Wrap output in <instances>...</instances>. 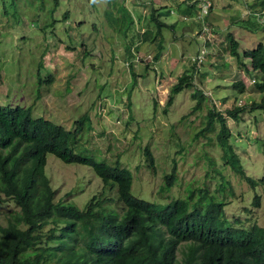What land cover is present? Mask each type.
Masks as SVG:
<instances>
[{"label":"rangeland","instance_id":"374dc122","mask_svg":"<svg viewBox=\"0 0 264 264\" xmlns=\"http://www.w3.org/2000/svg\"><path fill=\"white\" fill-rule=\"evenodd\" d=\"M216 1L219 10L238 11L232 0ZM4 2L7 14L0 0V103L30 104L34 115L72 130L80 115L88 113L89 123L83 126L74 150L128 167L133 173V194L164 202L187 197L191 192L194 200L207 191L225 202L224 215L231 224L247 226L256 222L264 226V182L254 189L222 163L215 134L218 125L205 135L195 136L204 126L212 103L224 114L245 172L264 179V109H251L252 102L262 98L254 86L257 72L248 71L251 65L247 58L240 67L230 53L225 34L216 29L220 18L211 13L212 0L208 31L194 28L185 20L180 22L173 2L158 1L160 18L177 24L175 29L164 27V36L153 40L151 33L143 38L144 31L153 32L156 26L146 20L150 9L146 0H59L57 6L54 0ZM122 5L135 20L125 36L120 35L121 20L115 25L106 15L110 10L119 17ZM65 12L67 16L63 17ZM258 26L250 25V31H233L240 53L259 41L264 43V24ZM159 42L160 57L154 61ZM128 49L135 79L124 58ZM204 54L198 74L205 71L207 77L203 75L199 81L197 75L196 80L208 94L205 101L191 112L196 102L191 94H198L191 86L177 92L168 104L170 87L177 76L190 72L191 60ZM215 54L232 64L218 67L219 62L216 64L211 57ZM237 78L243 80L244 91L232 86ZM243 102L245 109L236 120L227 108ZM146 147L154 155V169L146 163ZM174 164L176 180L162 189L165 175ZM45 169L56 198L67 194L79 207H84L94 194L104 197L115 192L113 188L100 193L103 182L87 164L67 163L47 153ZM255 193L259 194L258 205L253 204ZM13 208L10 201H0L1 223L5 221L4 212Z\"/></svg>","mask_w":264,"mask_h":264},{"label":"trees","instance_id":"16d2710c","mask_svg":"<svg viewBox=\"0 0 264 264\" xmlns=\"http://www.w3.org/2000/svg\"><path fill=\"white\" fill-rule=\"evenodd\" d=\"M147 1L150 9L146 20L156 26L153 32L144 31L143 38L151 34L152 40L163 37L164 27L175 29L172 22L160 18L156 8L159 0ZM189 1L191 7L196 6V0ZM54 3L57 6L59 0ZM263 8L264 0H253L247 3L248 13L245 14L254 17L256 24H264ZM119 10V17L110 10L106 15L112 24H121L120 35L125 36L135 20L126 6L122 5ZM3 12L7 14L5 6ZM177 12L176 8L175 14ZM193 14L191 19L199 25ZM66 16L67 12L63 17ZM117 20L121 21L117 23ZM228 42L238 65H245L247 58L251 65L247 70L257 72L254 86L262 93V98L260 102H252L251 109H264V43L259 41L240 53L239 41L232 34ZM157 46L154 61L160 57L161 42ZM127 52L124 58L135 79L133 63L128 60L131 50ZM205 54L203 58L191 60L190 72L177 76L170 87L168 104L177 92L191 86L198 92L191 94L196 100L191 112L205 101L208 94L196 80L197 75L199 81L201 76L207 77L205 71L198 74ZM228 64L224 60L217 66ZM37 78L38 82L42 80L39 68ZM232 86L244 91L242 79L232 80ZM245 106V102L234 104L227 112L238 120ZM205 120L195 136L205 135L218 125L215 134L222 163L229 165L254 189L258 183H263V178L245 172L230 140L231 130L224 114L212 103ZM76 122L72 130L44 116L34 115L30 104L0 103V195H4L0 201L8 200L14 205L4 212L5 221L0 222V264H264V226L256 222L247 226L231 224L224 215L225 202L207 191L194 200L191 192L187 197H174L164 202L133 194V173L128 167L118 161L111 163L74 150L83 126L89 123L88 113L80 115ZM47 153L67 163L87 164L103 182L100 193L113 188L115 192L104 197L94 194L84 207L68 199L67 194L56 198V189L45 169ZM144 155L148 167L154 169V155L148 147ZM176 177L174 164L161 188H169ZM253 204H259L258 193L254 195Z\"/></svg>","mask_w":264,"mask_h":264},{"label":"crops","instance_id":"0c3cea01","mask_svg":"<svg viewBox=\"0 0 264 264\" xmlns=\"http://www.w3.org/2000/svg\"><path fill=\"white\" fill-rule=\"evenodd\" d=\"M159 1H161V0H159ZM170 1L176 5L175 8H177V11H178L176 13L177 19L181 18L180 22H181V20H185V21H187L185 23H193L194 28L198 27L197 23L193 22V20L191 19V15L196 10V6L191 7L189 5V3H190L189 0H188V2H186V0H176V1L169 0V2ZM218 2L219 1L212 0L211 13L217 14L219 16L220 21L217 23L216 29L221 34H225L227 42H228L229 34L233 35V31H235L236 29H238L240 31H242V29L244 31H248V30L250 31V30H252L250 25L254 26V27H256V25H259L258 27L263 25L262 22L256 24L257 22L255 21V18L249 14H245V12H244V10L247 9V3H252L253 0H232V4L234 6H237L238 11H234V9L230 8L228 13L226 11H223L225 9H223V10L218 9V5L216 4ZM242 4H244V5H242ZM242 6H244V7H242ZM174 10H176V9H174ZM263 11H264V8H263ZM222 12L226 13V14H223ZM211 13H210V17H211ZM213 18L215 19L214 15H213ZM247 22H248V24H247ZM173 24L176 26L177 23L174 22ZM221 24H222V26H221ZM234 38H236V37H234ZM208 52L210 53V50ZM211 57H213V61H215V63H218L219 61L226 60L223 58L222 55L219 56L218 54H215ZM229 62L232 64V62L230 60H229Z\"/></svg>","mask_w":264,"mask_h":264},{"label":"built area","instance_id":"2783aa9c","mask_svg":"<svg viewBox=\"0 0 264 264\" xmlns=\"http://www.w3.org/2000/svg\"><path fill=\"white\" fill-rule=\"evenodd\" d=\"M196 1H197L196 12L194 13L193 16L199 22V27L203 31H208L210 30V25L208 21H210L209 14H210L211 2L210 0H196Z\"/></svg>","mask_w":264,"mask_h":264},{"label":"clouds","instance_id":"9594fccd","mask_svg":"<svg viewBox=\"0 0 264 264\" xmlns=\"http://www.w3.org/2000/svg\"><path fill=\"white\" fill-rule=\"evenodd\" d=\"M194 15V14H193ZM199 26V25H198ZM206 51H208V50H206ZM199 52V51H198ZM198 52H196V53H198ZM203 53H204V50H203ZM203 57V56H202ZM254 80V79H253Z\"/></svg>","mask_w":264,"mask_h":264}]
</instances>
